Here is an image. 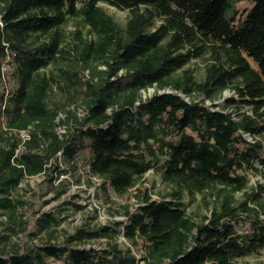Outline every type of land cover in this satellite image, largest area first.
<instances>
[{"label":"trees","instance_id":"1","mask_svg":"<svg viewBox=\"0 0 264 264\" xmlns=\"http://www.w3.org/2000/svg\"><path fill=\"white\" fill-rule=\"evenodd\" d=\"M61 161L101 180L106 202L134 199L125 220L63 244L52 214L28 231L14 195L27 178L53 186ZM252 175L264 177V0H0V264H264ZM96 238L110 241L77 247Z\"/></svg>","mask_w":264,"mask_h":264},{"label":"rangeland","instance_id":"2","mask_svg":"<svg viewBox=\"0 0 264 264\" xmlns=\"http://www.w3.org/2000/svg\"><path fill=\"white\" fill-rule=\"evenodd\" d=\"M103 7L120 23L124 24L126 22L127 11L108 4H103ZM153 91V89H150L145 94H150ZM224 95L230 96L231 92L227 91ZM217 103L219 106L223 105L222 100ZM58 132L61 135L63 130ZM20 136L23 139L25 138L23 134ZM60 167L64 173L53 180V186L50 183H46L43 175L27 178L20 185L19 194L16 193L14 195L28 202L24 210V219H28L31 222L28 231L37 230L38 226L35 221L44 213L52 214L59 220V224L54 227L57 231L56 238L52 239L51 242L63 244L66 237L75 234L78 228L98 229L102 226H115L114 223L116 221L125 220V217L116 211H122L121 205L130 204L133 206L134 199H121L114 196L112 202H106L99 189L101 180L91 177L82 167L73 170L64 161H61ZM146 177L150 181L156 178L153 171L149 172ZM256 182L264 183V177L252 175L251 183L255 184ZM76 206H80L81 209H77ZM1 219L6 221L5 216L1 217ZM12 239L15 241L19 239L25 240V236L19 234V237L13 236ZM115 240L122 246L129 245L122 232L117 233ZM47 241V233L42 231L37 234L34 240H31V243L41 245ZM108 241H110L108 238H96L82 245L76 244V246H89L90 248L99 249L107 247ZM48 264L69 263L65 258H62L61 260L49 259Z\"/></svg>","mask_w":264,"mask_h":264},{"label":"built area","instance_id":"3","mask_svg":"<svg viewBox=\"0 0 264 264\" xmlns=\"http://www.w3.org/2000/svg\"><path fill=\"white\" fill-rule=\"evenodd\" d=\"M21 134H23V135H25V138L24 139H26L29 135L26 133V132H21ZM124 237V236H123ZM85 248H90L89 246H87V247H85Z\"/></svg>","mask_w":264,"mask_h":264}]
</instances>
